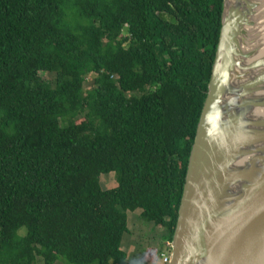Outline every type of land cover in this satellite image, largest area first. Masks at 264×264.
Wrapping results in <instances>:
<instances>
[{
    "label": "trees",
    "instance_id": "16d2710c",
    "mask_svg": "<svg viewBox=\"0 0 264 264\" xmlns=\"http://www.w3.org/2000/svg\"><path fill=\"white\" fill-rule=\"evenodd\" d=\"M220 12L0 0V264H133L120 246L133 212L170 242Z\"/></svg>",
    "mask_w": 264,
    "mask_h": 264
},
{
    "label": "water",
    "instance_id": "95a60500",
    "mask_svg": "<svg viewBox=\"0 0 264 264\" xmlns=\"http://www.w3.org/2000/svg\"><path fill=\"white\" fill-rule=\"evenodd\" d=\"M263 4L221 0L165 264H264V53L254 45Z\"/></svg>",
    "mask_w": 264,
    "mask_h": 264
},
{
    "label": "rangeland",
    "instance_id": "374dc122",
    "mask_svg": "<svg viewBox=\"0 0 264 264\" xmlns=\"http://www.w3.org/2000/svg\"><path fill=\"white\" fill-rule=\"evenodd\" d=\"M45 80H51V76L41 75ZM91 76L85 78L84 90L90 88ZM99 186L102 190L114 188L115 182L112 174L99 178ZM127 233L121 238V249L126 254V260L130 263L162 264L165 253L162 247L167 245L160 240L162 229L153 227L151 224H144L138 217V212L126 214ZM54 264H63L57 261Z\"/></svg>",
    "mask_w": 264,
    "mask_h": 264
},
{
    "label": "bare ground",
    "instance_id": "6f19581e",
    "mask_svg": "<svg viewBox=\"0 0 264 264\" xmlns=\"http://www.w3.org/2000/svg\"><path fill=\"white\" fill-rule=\"evenodd\" d=\"M258 15L260 16V25L256 37L254 38V45H260V53H264V4L261 5L260 10L258 12ZM251 32V31H250Z\"/></svg>",
    "mask_w": 264,
    "mask_h": 264
},
{
    "label": "built area",
    "instance_id": "2783aa9c",
    "mask_svg": "<svg viewBox=\"0 0 264 264\" xmlns=\"http://www.w3.org/2000/svg\"><path fill=\"white\" fill-rule=\"evenodd\" d=\"M165 261H166V259H165Z\"/></svg>",
    "mask_w": 264,
    "mask_h": 264
}]
</instances>
